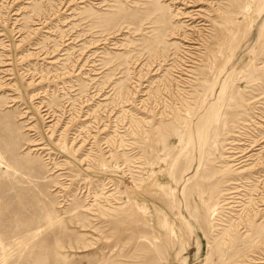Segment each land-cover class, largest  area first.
<instances>
[{
  "label": "rangeland",
  "instance_id": "rangeland-1",
  "mask_svg": "<svg viewBox=\"0 0 264 264\" xmlns=\"http://www.w3.org/2000/svg\"><path fill=\"white\" fill-rule=\"evenodd\" d=\"M0 264H264V0H0Z\"/></svg>",
  "mask_w": 264,
  "mask_h": 264
}]
</instances>
